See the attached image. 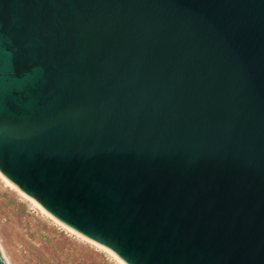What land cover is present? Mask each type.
Wrapping results in <instances>:
<instances>
[{
    "label": "water",
    "instance_id": "water-1",
    "mask_svg": "<svg viewBox=\"0 0 264 264\" xmlns=\"http://www.w3.org/2000/svg\"><path fill=\"white\" fill-rule=\"evenodd\" d=\"M0 173L123 264H264V0H0Z\"/></svg>",
    "mask_w": 264,
    "mask_h": 264
},
{
    "label": "rangeland",
    "instance_id": "rangeland-1",
    "mask_svg": "<svg viewBox=\"0 0 264 264\" xmlns=\"http://www.w3.org/2000/svg\"><path fill=\"white\" fill-rule=\"evenodd\" d=\"M0 243L10 264H118L45 217L1 178Z\"/></svg>",
    "mask_w": 264,
    "mask_h": 264
},
{
    "label": "bare ground",
    "instance_id": "bare-ground-1",
    "mask_svg": "<svg viewBox=\"0 0 264 264\" xmlns=\"http://www.w3.org/2000/svg\"><path fill=\"white\" fill-rule=\"evenodd\" d=\"M0 178L2 180V182L5 183L6 186L10 187L11 189H13L14 191H16L18 193V195H20L22 198H24L25 200H27L33 207L37 208L45 217H47L48 219H50L52 222L56 223L57 225L61 226L63 229L67 230L68 232H70L71 234H74L76 237L92 244L95 248H97L98 250H100L101 252L106 253L107 255H109V257H111L112 259H114L118 264H123L117 257H115L110 251H108L106 248L94 243L93 241L83 237L82 235L72 231L71 229H69L68 227L64 226L63 224H61L60 222L56 221L54 218H52L50 215H48L36 202H34L33 200H31L30 198H28L25 194H23L20 190H18L17 188H15L10 182H8L5 177L0 173ZM0 252L2 254V256L4 257V259L6 260V262L8 264L9 260L6 257V254L4 252V249L0 243Z\"/></svg>",
    "mask_w": 264,
    "mask_h": 264
}]
</instances>
